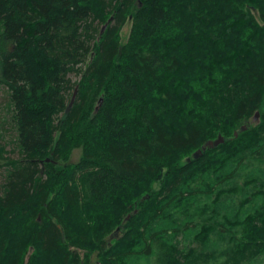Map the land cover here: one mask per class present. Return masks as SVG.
<instances>
[{
    "label": "trees",
    "instance_id": "trees-1",
    "mask_svg": "<svg viewBox=\"0 0 264 264\" xmlns=\"http://www.w3.org/2000/svg\"><path fill=\"white\" fill-rule=\"evenodd\" d=\"M0 86V264H264V0H0Z\"/></svg>",
    "mask_w": 264,
    "mask_h": 264
},
{
    "label": "rangeland",
    "instance_id": "rangeland-1",
    "mask_svg": "<svg viewBox=\"0 0 264 264\" xmlns=\"http://www.w3.org/2000/svg\"><path fill=\"white\" fill-rule=\"evenodd\" d=\"M128 33L129 25H126L122 32L123 41H126ZM72 80L75 81L76 78L72 77ZM1 146L5 148L7 157L11 159L19 157L16 144V131L10 109L9 92L4 86H0V147ZM80 154V150H75L71 155V162L76 163L80 158ZM3 176L4 173L1 171L0 184L3 182Z\"/></svg>",
    "mask_w": 264,
    "mask_h": 264
},
{
    "label": "water",
    "instance_id": "water-1",
    "mask_svg": "<svg viewBox=\"0 0 264 264\" xmlns=\"http://www.w3.org/2000/svg\"><path fill=\"white\" fill-rule=\"evenodd\" d=\"M111 19H112V18H110V21H111ZM105 27H106V25H104L103 30H104ZM103 30H102V31H103ZM75 95H76V90H75V92H74V94H73V96H72V100H71V103H70V107L72 106V103H73V101H74V99H75ZM256 118H258V114H256ZM241 131H245V127H242V128H241ZM234 136L237 137V133H235ZM223 142H224V141H223V138H222L221 136H219L215 141H208V142L205 144V146L202 147L201 150H199V151H197V152L195 153L194 156L197 157V156H199V155L202 153V151H205L207 148H215V147H217L218 145L222 144Z\"/></svg>",
    "mask_w": 264,
    "mask_h": 264
}]
</instances>
